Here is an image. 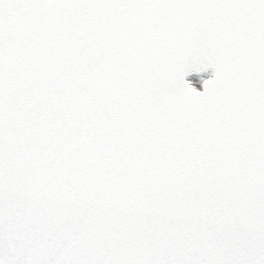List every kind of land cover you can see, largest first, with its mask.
<instances>
[{"label": "snow or ice", "instance_id": "1", "mask_svg": "<svg viewBox=\"0 0 264 264\" xmlns=\"http://www.w3.org/2000/svg\"><path fill=\"white\" fill-rule=\"evenodd\" d=\"M0 264H264V0H0Z\"/></svg>", "mask_w": 264, "mask_h": 264}]
</instances>
